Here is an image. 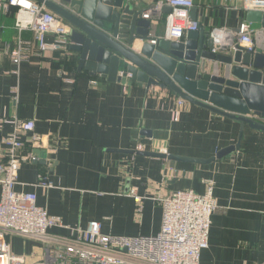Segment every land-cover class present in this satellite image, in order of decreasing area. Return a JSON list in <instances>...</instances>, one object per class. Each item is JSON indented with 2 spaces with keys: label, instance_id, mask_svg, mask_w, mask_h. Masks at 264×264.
Listing matches in <instances>:
<instances>
[{
  "label": "crops",
  "instance_id": "1",
  "mask_svg": "<svg viewBox=\"0 0 264 264\" xmlns=\"http://www.w3.org/2000/svg\"><path fill=\"white\" fill-rule=\"evenodd\" d=\"M156 1L124 0L142 15ZM194 2L196 21L211 38L213 30L236 33L247 22L250 7L243 1L228 7L219 0ZM166 15L154 22L149 36L164 35ZM14 23L12 10L0 12V120H6L0 123V153L6 149L3 138L18 122L34 123L44 146L34 150L28 143L21 153L40 150L41 160L22 166L15 190L35 193L40 207L62 219L64 227L52 233L71 236L76 228L98 221L106 235L156 236L163 222L159 199L187 190L204 195L211 182L216 211L200 264H264V133L245 126L241 149L217 158L238 144L240 122L188 102L174 122L178 96L129 82L121 72L118 81L80 71L78 55L69 47L43 54L34 43L29 60L16 65L8 52L17 45ZM253 26L260 31L257 51L264 54V30ZM22 38L33 42L31 32ZM156 143L180 160L141 154L155 152ZM42 177L53 188L36 186ZM135 190L143 198L142 211L132 195ZM19 239L10 238L14 254L27 257L28 264L39 261L42 245ZM37 244L38 257L30 258Z\"/></svg>",
  "mask_w": 264,
  "mask_h": 264
},
{
  "label": "built area",
  "instance_id": "2",
  "mask_svg": "<svg viewBox=\"0 0 264 264\" xmlns=\"http://www.w3.org/2000/svg\"><path fill=\"white\" fill-rule=\"evenodd\" d=\"M219 1L226 7L234 1H243L250 7L249 11L264 12V0ZM166 7H170L171 12L166 15L165 33L158 39L150 36L149 44L156 45L159 39L181 42L188 33L197 32L200 28L199 22L191 16L194 0L156 1L143 13L142 18L150 21L151 28ZM12 8L16 9L14 28L18 37L16 47L8 52L14 64L20 65L29 60L34 43L43 54L68 49L72 25L44 4L35 0H0V12H10ZM24 32L33 34V42L22 38ZM259 32L253 24L243 22L236 33L222 28L213 30L211 36L218 44L228 42L232 49L238 45L246 53L254 54L257 52L256 37ZM48 38L53 41L49 42ZM220 46H215L214 52ZM66 81L69 82L68 79ZM186 103L183 99H177V108L172 111L174 122H178ZM4 122L6 120H0V123ZM3 143L6 149L5 153H0V264H28L27 257L14 254L11 237L42 245L43 254L35 264H200L202 253L209 245L212 215L216 211L211 182L204 195L187 190L172 192L159 199V205L163 208V222L156 236L128 238L106 235L100 222L90 221L86 228H76L71 236L65 237L51 232L54 228L64 227L62 219L40 207L35 193L15 190L22 166L41 160V156L35 152L21 153L28 143L34 150L44 146L43 138L35 133L34 123L18 122L15 131L3 138ZM154 148L155 152L168 154L166 146L162 144L156 143ZM142 150V146H139L138 151ZM36 186L53 188L47 177L40 178ZM135 192L132 195L139 211H142L143 198L136 196Z\"/></svg>",
  "mask_w": 264,
  "mask_h": 264
},
{
  "label": "water",
  "instance_id": "3",
  "mask_svg": "<svg viewBox=\"0 0 264 264\" xmlns=\"http://www.w3.org/2000/svg\"><path fill=\"white\" fill-rule=\"evenodd\" d=\"M35 1L72 25L69 49L78 55L80 71L116 76L118 81L121 72L129 82L160 87L215 115L240 122L238 144L224 149L217 158L241 149L245 126L264 133V123L252 117L264 119L262 51L249 54L238 45L235 49L229 45L214 52V39L202 27L181 42L159 39L156 45L149 44L150 21L142 19V13L124 0H62L61 4ZM164 12L169 14L171 8L166 7ZM195 13L193 10L194 20ZM246 21L264 30V12L251 10ZM139 41L142 46L137 45ZM143 153L180 160L160 152ZM37 155L41 156L40 150Z\"/></svg>",
  "mask_w": 264,
  "mask_h": 264
},
{
  "label": "rangeland",
  "instance_id": "4",
  "mask_svg": "<svg viewBox=\"0 0 264 264\" xmlns=\"http://www.w3.org/2000/svg\"><path fill=\"white\" fill-rule=\"evenodd\" d=\"M14 240L15 239H19V237L18 238H16V237H12ZM19 240H23V241H25L26 239H19ZM25 242H28V240L27 241H25ZM33 243H34V241H32ZM35 243H37V242H35ZM40 244V243H39ZM39 244H37V247H36V250L31 254V256L32 257H30V258H36V257H38V249L40 250L41 249V245H39ZM12 246L14 247V243H12ZM38 248V249H37Z\"/></svg>",
  "mask_w": 264,
  "mask_h": 264
},
{
  "label": "trees",
  "instance_id": "5",
  "mask_svg": "<svg viewBox=\"0 0 264 264\" xmlns=\"http://www.w3.org/2000/svg\"><path fill=\"white\" fill-rule=\"evenodd\" d=\"M11 10L14 12V15L16 16V9L12 8Z\"/></svg>",
  "mask_w": 264,
  "mask_h": 264
}]
</instances>
